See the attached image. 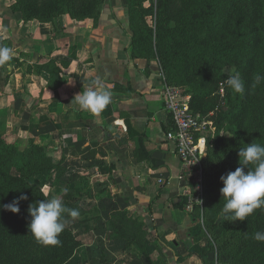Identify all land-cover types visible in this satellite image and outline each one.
Returning a JSON list of instances; mask_svg holds the SVG:
<instances>
[{"label":"crops","instance_id":"1","mask_svg":"<svg viewBox=\"0 0 264 264\" xmlns=\"http://www.w3.org/2000/svg\"><path fill=\"white\" fill-rule=\"evenodd\" d=\"M127 16L122 0H106L98 20L64 14L30 24L0 0V34L14 53L0 72V129L20 149L34 141L51 155L56 167L42 184L50 199L66 192L81 199L84 213L67 220L80 245L64 264H202L176 237L191 223L183 205L190 184L166 138L173 126L162 69L131 54ZM96 79L112 102L98 115L76 110L71 101ZM113 203L143 221L156 253L148 243L139 256L134 245L120 248L108 226Z\"/></svg>","mask_w":264,"mask_h":264},{"label":"trees","instance_id":"2","mask_svg":"<svg viewBox=\"0 0 264 264\" xmlns=\"http://www.w3.org/2000/svg\"><path fill=\"white\" fill-rule=\"evenodd\" d=\"M68 1L57 0L61 5L58 6L60 13L67 10L65 6ZM145 1L123 0V5L128 11L127 20L131 30V42L128 49L133 56L157 59L169 83L175 81L176 68L181 60L206 59L219 67L226 57L252 51L249 44H251L253 31L246 29L251 22L238 25L239 30L234 36H226L221 32L223 12L236 0H182L181 8L176 7L177 0H152L153 6H147ZM245 1L237 0L236 5L240 6L237 12L249 8ZM154 5L157 8H154ZM98 6L97 4L96 8H89L86 12L72 17L78 19L91 17L98 20L103 5H100V9L97 8ZM251 6L252 8H249L251 10L246 13L247 20L244 19V21H252L256 28H260L256 34V51L264 58V0H255ZM11 8L22 11V17L26 21L25 12L30 11L29 8L26 10L16 4H12ZM56 11L57 9L53 14ZM249 15L251 16L248 18ZM243 41L248 43V46L238 44ZM0 42H6L7 47H11L12 44L11 39L3 38L1 34ZM5 69L6 67H0V72H4ZM249 101L251 99L247 97L243 122L252 114ZM190 104L192 110L196 112L197 106L194 101L190 100ZM233 132L236 134L233 136H240L241 131ZM234 141L230 139L229 142ZM227 157H219L217 154L209 160L208 166H205V175L209 183L208 192L219 204L225 203L220 193L223 187L220 176L236 169L231 166L233 160L228 164ZM54 167L56 164L53 163L51 155L43 145L31 141L30 146L20 149L14 142L7 141L0 129V206L11 203L14 198L22 194L28 197L27 200L20 201L19 213H12L0 207V264H64L80 245V241L68 223L60 234L59 238L62 241L60 246H43L37 243L29 231L28 224L31 217L27 209L32 203L50 199L48 194L44 195L42 184L51 176ZM187 177L191 181L190 170ZM66 196L62 199L64 205L68 209L78 210L82 215L84 210L80 204L72 198L66 200ZM260 210H255L244 221L230 222L224 221V218L221 220L216 237L219 255L224 261L231 264H264V243L252 238L256 231H262L259 223L264 224V214ZM115 213L112 210L109 220V229L112 230L113 235H115L114 232H118L113 222ZM120 213L127 215V211ZM64 216L66 221L71 218L68 213ZM137 221L142 229L147 231L143 228V221ZM142 241H146L145 243H148L151 249V242L147 241V237ZM211 250L212 247L208 251ZM194 253L199 256L202 264H214L213 256ZM178 258L182 259V256Z\"/></svg>","mask_w":264,"mask_h":264},{"label":"rangeland","instance_id":"3","mask_svg":"<svg viewBox=\"0 0 264 264\" xmlns=\"http://www.w3.org/2000/svg\"><path fill=\"white\" fill-rule=\"evenodd\" d=\"M4 1L9 3L10 7L12 4H16L22 8H26V10L29 8L30 11L27 10L25 14L27 16L26 22L30 24H54L60 22L64 14L70 17H76L79 13L82 14L89 8H96L97 4L99 5L97 8L100 9V5L106 3V0H69L65 6L67 10L60 13V8L58 6L61 5H59L57 0ZM109 1L112 3L115 0ZM254 1L255 0H246L245 3L249 5V8H252L251 4L254 3ZM236 2L237 0L223 12L221 32L226 36H234L239 30L238 25L251 22L250 26L246 27V29L253 31V36L250 39L251 44H249L252 47V51L242 53L241 55L226 57L221 61L219 67H217L214 62L206 59L194 61L181 60L176 68L175 81L172 83L168 82L169 84L177 86L184 95L190 96V100H193L194 104L197 106L196 113L212 121V128H208L206 131L207 147L203 156L202 181L199 184L197 180L192 177L189 185L190 188L184 195L183 205L186 212L188 211L191 216V223L187 228V233H178L176 237L181 240L182 253L186 251L191 253L199 252L207 254L208 256H213L214 262L218 261L229 264L231 263L224 261L219 255L216 237V231L219 230L220 222L223 219L220 212L224 203L219 204L215 202L214 197L212 199L211 194L208 192L209 183L205 175V166H208L209 160L212 157H216L218 154L219 157L228 156V164L233 160L231 166L237 168L240 166L238 156L240 148L247 147L249 143H257L264 146V83H261L255 88L252 87L254 77L257 73L264 76V58L256 51V34L260 28H256L252 21H244V19L247 18L246 13L251 9L245 8L237 12L236 10H238L240 6H237ZM145 4L147 6H153L152 0H146ZM182 5L183 1L177 0L176 7L181 8ZM154 8H157V6L154 5ZM55 9H57V11L53 14ZM13 11L22 13L20 10ZM148 12H150V10ZM236 15H239V17L235 18ZM250 16L251 15H249L248 18ZM149 23L151 24V22ZM238 44H241V46H248V43L244 41ZM0 45L7 46L6 42H0ZM233 68L240 73L244 81L245 92L243 95L235 93L226 84L230 70ZM247 97L251 99L248 103L251 105L252 114L249 119L243 122V111L245 109ZM236 130L241 131L239 137L233 136V134L236 135L233 132H236ZM2 133L7 141H11L5 130H2ZM230 139L236 141L230 143ZM249 168H251V165ZM67 193L68 192L64 195V197L67 195L66 200L72 198L80 204L81 199L78 197L77 193ZM198 200L201 201V204ZM187 205H190V208H188ZM112 206L113 211L116 212L113 222L118 229V232H115L114 234L116 235L114 236L118 244H121L119 245L120 248L124 244L123 248L129 249L127 252H131L130 246L134 245L136 251L134 253H137L139 256L142 246L146 242L142 241V239L147 237V231L142 229V226L137 221L139 220L137 216L129 214L130 210L128 208L120 206L117 203ZM124 211H127V215H125V213H120ZM260 212L264 214V208H262ZM263 225V223H259V228H261L262 231L264 230ZM156 240L153 234H151V249L149 252H157L154 245L159 248V244ZM211 247L212 250L208 251ZM178 254H181V252H178Z\"/></svg>","mask_w":264,"mask_h":264},{"label":"clouds","instance_id":"4","mask_svg":"<svg viewBox=\"0 0 264 264\" xmlns=\"http://www.w3.org/2000/svg\"><path fill=\"white\" fill-rule=\"evenodd\" d=\"M14 58L13 50L7 46H0V67L11 68L10 61ZM264 83V76L257 73L254 77L253 88ZM226 84L235 92L243 95L244 81L238 71L230 70ZM91 87L75 95L73 106L76 110H83L92 114H100L111 102L112 92L105 84L96 79ZM239 167L220 176L223 187L220 189L225 201L220 215L224 221H244L257 209L264 208V146L249 143L240 148ZM251 165V168L249 166ZM247 169V170H245ZM47 196V192L44 193ZM26 194L14 198L11 203L2 205L4 210L19 213V203L27 200ZM199 201V200H198ZM201 204V201H199ZM31 220L28 224L30 233L37 243L43 246H60V234L65 230L67 221L64 214L68 213L72 219L80 216L78 210L68 209L60 198L43 199L36 204H30L27 209ZM264 243V231H256L252 237Z\"/></svg>","mask_w":264,"mask_h":264},{"label":"built area","instance_id":"5","mask_svg":"<svg viewBox=\"0 0 264 264\" xmlns=\"http://www.w3.org/2000/svg\"><path fill=\"white\" fill-rule=\"evenodd\" d=\"M161 74L164 80V107L170 113L173 122V127L166 131V138L175 145L184 169L190 170L192 177L200 184L203 176V156L207 147L206 131L212 128V121L194 112L190 96L184 95L177 86L169 84L163 70ZM187 207L190 208V205ZM214 264L229 263L215 261Z\"/></svg>","mask_w":264,"mask_h":264},{"label":"water","instance_id":"6","mask_svg":"<svg viewBox=\"0 0 264 264\" xmlns=\"http://www.w3.org/2000/svg\"><path fill=\"white\" fill-rule=\"evenodd\" d=\"M180 200H181L180 197H176V198L174 199V201H180Z\"/></svg>","mask_w":264,"mask_h":264}]
</instances>
